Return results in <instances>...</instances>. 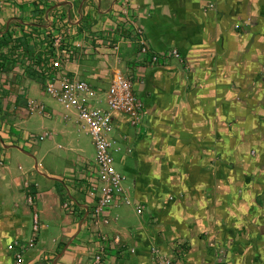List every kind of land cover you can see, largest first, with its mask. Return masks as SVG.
<instances>
[{
  "label": "crops",
  "instance_id": "1",
  "mask_svg": "<svg viewBox=\"0 0 264 264\" xmlns=\"http://www.w3.org/2000/svg\"><path fill=\"white\" fill-rule=\"evenodd\" d=\"M133 27L142 30L152 51L165 54L177 50L186 71H181L178 66L158 68L160 72L172 74L171 90L164 93L162 81L156 77V86L161 90L154 100H149L147 109L144 104L143 130L149 115L153 120L155 145L147 147L157 154L159 150L167 152L169 157L165 154L154 160L152 151L147 152L145 145L137 179L128 175L132 169L125 163L129 156L133 161L138 158L135 142L141 134L129 131L128 144L133 153L122 156L120 165L126 181L130 179L127 188L132 198L146 209L142 216H138L128 208L124 217L116 213L120 208L109 210L111 221L100 230L110 239L102 264H155L151 248H157L159 255L169 258L178 252L174 248L177 244H182L184 251L179 261L176 260L178 264H202L211 252L206 247L208 242L220 241L232 247L242 243L236 232L231 234V228L242 222V211H237L239 190L228 188V181L224 179L227 170H221V164H224L212 166L205 150H226L227 142L222 134L227 131L229 114L234 115L235 111L244 110L249 105L241 101L242 94V99L253 95L255 104L264 102V90L260 88L264 83L253 74L256 69L257 73L264 75V0H0V67L5 66L4 53L29 51L43 56L49 47L48 40L59 38L74 52L73 57L63 62L64 69L70 75L93 82L97 88H106L113 71L119 69L122 44L118 53L112 50V46L117 45L123 35L132 37ZM246 36L255 37L254 46L244 49V52L252 53L254 48V64L249 59L247 63L239 64L231 58L232 53L242 54L241 42ZM153 66H146L143 70ZM158 69L149 72L148 76L154 75ZM243 70L250 75V81H244ZM175 73L180 75V80L173 77ZM20 74L23 75V71ZM4 77L5 74L0 72V92H4L0 93V116L2 111L12 115L7 121H0V210L5 219L0 244L5 246L17 238L20 239L18 243L25 246L34 235L30 230H33L36 219L39 232L33 246L24 250V264H84L91 258L98 240L88 218L80 225L85 214L89 217L92 210L83 178L91 169L90 163L76 159L74 166L64 167L63 178L56 169L43 168L34 158L37 152H28L32 147L41 146H28L24 134L17 129V120L24 123L38 113L27 107L28 102H40L29 97L30 94L36 95L31 91L32 79H26L20 85L18 76L16 84L13 82L10 86ZM138 80L143 83L145 79L140 74ZM232 80L233 88L230 86ZM14 85L17 92H7ZM23 91L26 102L21 104L18 95ZM237 93L240 95L239 104L234 105ZM163 100L170 108L165 109L159 104ZM256 112V120H263L264 117H258ZM51 118L47 117L48 120ZM32 126L41 128L35 122ZM47 128L45 132L49 141L45 148H41L43 160L53 155L50 146L54 137H63L69 144L73 143L68 137L70 132L66 124L59 128L53 123ZM167 133L171 134L170 142L164 141ZM211 134L215 139L212 140ZM140 147L143 150L144 144ZM196 150H200L201 155L196 156ZM256 156L254 161L259 160V155ZM167 164L170 176L162 169ZM147 165L151 170L144 168ZM206 166L216 170L214 178L210 175L211 167L205 170ZM195 178H198L196 184L188 183ZM208 179L215 187L205 189ZM230 181L232 186L240 184L238 177ZM25 182L29 184L27 189L23 187ZM18 189L22 190L26 200L31 194L33 202H27L28 206H24L17 217L18 209L14 204L20 197ZM228 201L231 206H227ZM65 202L68 204L66 208ZM33 206L34 209L28 208ZM31 211L37 214L32 224L29 220L33 215ZM255 212L264 213V208L257 207ZM80 213H84L81 219ZM256 219L258 223L264 222L262 216ZM200 230L211 235L207 241L197 234ZM114 236L120 238L118 246L112 244ZM59 246L64 247L56 254ZM13 255V252L9 257L0 253V258L4 257L0 264H13Z\"/></svg>",
  "mask_w": 264,
  "mask_h": 264
},
{
  "label": "rangeland",
  "instance_id": "2",
  "mask_svg": "<svg viewBox=\"0 0 264 264\" xmlns=\"http://www.w3.org/2000/svg\"><path fill=\"white\" fill-rule=\"evenodd\" d=\"M257 36H259V34H257L256 37ZM254 39L255 37H251V36L243 37V41L241 42L242 43V54H240L241 52H239L237 55L235 53H232L231 58L239 64L247 63L246 61L248 59L251 60V62L254 64V48H253L252 53L244 52V49L254 46L253 45ZM54 40L55 38L48 40L50 42L48 45H51L52 44L51 42H53ZM34 55L37 56V54H35L34 52L32 54H24V53L15 54V53H9V52L6 54L4 53L2 54V56L5 57L6 60L8 61L4 67H0V72L5 74L6 77H4L3 79L6 80L10 86L13 82L18 80L17 78L18 76L20 77L19 78L21 82L20 85L24 84V80L32 79V81L30 82L31 91L35 92L36 95L33 96L32 94H30L29 97L31 99L37 98V100L40 101L39 103L44 105L48 112H53L54 115L58 116L57 119L55 117H52L51 120H48L46 114H45L46 116L45 118L41 114L34 113L24 123L17 120V129L21 130V133H23L24 135L26 133H29V134H33L34 136H41L48 129L47 127H51L53 123L54 125L56 124V126L59 128H64V124L67 125L68 131L70 132L68 134V137L72 139V142H73L72 144H69L67 140L64 139L63 137L61 138L54 137L53 142L50 146V147H53V150L51 151L53 155L52 157L49 156L45 158L44 160H43L44 158L43 151L41 152V150L43 149L41 148H45V145L49 141L48 138L34 145V146L40 145L41 147H32L33 149L30 147V150L31 149L32 150L28 151L31 153L37 152L36 157H34L37 159V162L43 168L46 167V168L56 169L57 173L60 174L59 176L63 178L64 177L63 176L64 167L74 166V164H76V159L78 158L81 161L86 160L89 163H94L95 149L91 141V138L86 133V130L81 128L80 124L82 123L74 124L75 117H72V121H62L63 114L73 113L72 112L73 110L64 109L59 103H57L51 97H48L47 95H45L43 92L42 79L38 77L37 78L31 77V74H28L26 72V69H28L29 67L28 62L31 61L33 57L35 58ZM135 55L136 53L132 46L122 45L120 49L119 58H118V61H119L118 68L130 74L131 81L133 83V89L135 90V94L143 98L144 100V103L142 102L143 108L145 104V107L147 109L148 105L150 104L149 100L151 99L154 100V98L157 97V94L160 93V90H161V88H157L156 86L157 85L156 77H159V79L162 81V86H163L162 90L164 91V93L166 92L168 93L171 90L170 87H171V81H172V74H170L169 72L168 73L160 72L161 69H158V68L166 69L167 67L178 66L179 69L184 72L186 71V69H185V65L182 62V58L180 57L179 59L173 58L169 60L162 67L153 66V67L146 68V70H143L142 68L139 70L138 68H134L132 66ZM228 57H229V54H228ZM253 64H252V67H253ZM155 69H158V71L157 72L155 71L154 75L151 74V76H148L149 72H152ZM21 71H23L24 77L23 75L20 74ZM257 71L258 70L254 69L253 74L255 76L256 75L258 76V79H257L258 81H262L264 83V75L261 72L257 73ZM263 72H264V69H263ZM241 73H243V77H245L244 81L251 80L250 75L247 74L248 72L243 70ZM140 74L145 79L143 83H141V80H137L138 75ZM179 76L176 73L173 75V77L178 78L180 80ZM90 83L93 85V82L90 81ZM14 84H16V82ZM230 86L232 88L234 87V80L231 81ZM260 88L264 90V87H260ZM17 90H18L17 87L14 85L8 88L7 92L9 93L11 92L12 94H15ZM0 93H4V92H0ZM25 96L26 94L24 91L18 95V101L21 104H23V102H26ZM239 97L240 95L237 93L233 101L234 105L239 104V100H238ZM242 97H244V94L241 95L240 99L241 101H243L244 104L249 103V105H248V108H245L244 110L235 111L234 115L229 114L228 119H227V124H228L227 131L226 133L222 134L223 140L227 142L226 150H218L216 148H211V150L209 151L205 150V155H208V154L210 155V158H211L210 163L212 164V166L213 165L217 166V164L219 163L224 164V166H222L221 164V170L222 169L227 170L226 172L227 175L224 179H227L228 181V188L230 190L231 189L235 190V188L239 190V196H238L239 204H237V211L238 212L242 211V216H241L242 222L239 223L237 226H233L231 228V232H232L231 234H233V232H236V234L239 236L238 240L242 239V243L240 245H234L232 247V246H229L228 243L221 244L220 241L219 242H213V241L208 242L206 244V247H209L211 249V252H209L208 259L203 258L204 260L202 264H264V222H260V223L256 222L257 221L256 217L260 218L262 216V220H264V213H261V214L256 213V212L254 213V210H256L257 207L264 208V162H261L262 160H264V118H262L263 120H256V116H255V111L257 110L258 117L259 116L264 117V102L260 101L259 103L255 104L256 101L254 102L253 95L247 98L248 100L242 99ZM9 103H12V102L9 101ZM0 104L2 103L0 102ZM159 104H163L162 106L165 109L169 106V103L165 100H163L162 103L159 102ZM228 104L230 105L231 103L228 102ZM4 114H6L7 116H4ZM10 115L12 114L2 111V114L0 116V121L9 120L8 116ZM147 118H148V122H147ZM147 118L144 121V124H146L144 127V130L141 131L140 138L135 142V147L136 146L138 147V150H137L138 158L136 159V161H133V159H131L132 157L129 156L127 157L128 161L125 163V165L127 164V166L130 169H132V171L133 170L136 171V172H132L131 170L128 171L129 172L128 175L132 174V176L134 175L135 178L136 176H138L137 171H139L140 162H142L141 158L145 153V145L146 147L147 146L150 147V145L152 146L155 145V133H153L152 131L154 129L153 120L149 119V115ZM47 120L52 123L48 122ZM33 122H35V125L41 126V128L38 129V128L33 127L32 126ZM43 126H47V127L42 128ZM130 135H132V132H130ZM164 137H165L164 139L165 142H170V139L172 138L170 133L165 134ZM211 138L213 140L215 139V136L211 134ZM142 144H144L143 150L141 149V147L139 148V146ZM149 147H147L148 148L147 152L152 151L151 153L152 159L155 160L156 156L162 157L165 154L167 155L166 157H169V154H167V152L164 153L161 150H159L158 151L159 154H157V153H154L153 151L154 149L150 150ZM195 153H196V156L201 155L200 150H196ZM172 155L174 154L172 153ZM256 155H259V160L254 161V159L257 157ZM114 157H115L114 169L116 171L122 172V166L119 163L120 156L118 157L117 155H115ZM218 158H220L219 161H217ZM168 166L169 164L163 165L162 169L165 172L167 171L168 172L167 174L169 175L168 169H170V167ZM149 167L150 166L148 165L144 166L145 169L146 168L148 169ZM210 167L211 166H206L204 168L205 170H208L210 169ZM23 171H25V168H23ZM215 172L216 170L214 169L213 171V168L211 167L210 169L211 178H214ZM33 173H36L35 170H33ZM198 173H201V170H199ZM233 177L235 178L238 177V181L240 182V184L237 187L232 186L233 184L230 180ZM154 181L152 183V186H154L155 184ZM197 181H198V178H195L194 181H189L188 183H195V182L197 183ZM208 181L209 179L205 181V189H208L209 187H215V184H213V181L211 182L210 181L208 182ZM160 183H162V181ZM125 185L126 187L130 185L129 178L125 182ZM203 188L204 187H202V189ZM38 189L41 191L42 188H40L39 186ZM18 191L21 192L20 197L18 198L19 200L17 199V201L14 204L15 205L14 207L18 209L15 213L17 217L20 215V211L23 209V207L28 206L27 200L24 198L22 194L23 193L22 190L18 189ZM227 197L230 198L229 195ZM175 200L176 198H174V201ZM229 201L227 202V206L228 205L231 206ZM19 207H21V209H19ZM37 207L38 206H36V208ZM0 208H1V204H0ZM28 208L34 209L35 207L33 206V207H28ZM126 209L128 208L126 207L120 208L116 211V213L121 215V217H124L125 212H127ZM32 214L33 215L29 217L30 224L33 223L32 219L34 215H37L35 212H32ZM4 220H5L4 214L0 210V235H2L3 229H5L3 225ZM149 221H147V224L149 223ZM152 222L153 221L151 220V225H154V223ZM38 224H39V219H38ZM33 226H34V223H33ZM30 232H33V230L32 231L30 230ZM197 234H199V236H201V238L205 239L206 241L207 239H209V236H211L209 233H208L209 235H205L202 230H200ZM11 240L12 241L7 243L5 246L4 245L2 246L0 244V253L4 254L7 257H9V255L12 254L10 246L14 245V243L20 242V239H17V238L11 239ZM213 240H216V239L214 238ZM63 247L64 246H59L58 250L56 251V254L57 252L59 253V251L63 249ZM29 248L30 247H26L25 250ZM25 252L26 251H24V255H25ZM201 255H205V254H201ZM201 257H204V256H201ZM1 258H0V263L3 262L4 260V257H1Z\"/></svg>",
  "mask_w": 264,
  "mask_h": 264
},
{
  "label": "built area",
  "instance_id": "3",
  "mask_svg": "<svg viewBox=\"0 0 264 264\" xmlns=\"http://www.w3.org/2000/svg\"><path fill=\"white\" fill-rule=\"evenodd\" d=\"M132 31V37L123 35L117 41V45L112 46V50L118 53L120 44L128 46L135 44L137 53L132 65L134 68L140 70L150 65L159 66L170 59L180 58L177 50H171L165 54L152 51L146 44L142 30L133 27ZM47 49L41 66L34 67L35 73L41 76L43 92L64 109L73 110V113L63 114L62 121H72V117H75L74 124H83L80 126L86 130L95 149L94 163H90L91 169L84 173L83 178L86 180L84 188L87 189V196L92 204L91 213H89V217L86 214L85 218H88L98 240L95 242L91 258L84 264H102V259L110 246V239L100 230L111 221L109 210L126 207L134 210L136 215L142 216L145 209L143 204L136 203L132 198L125 185L126 176L114 169L115 155L120 156L119 163L121 164L122 156L125 157L133 153L128 144L129 131H133L135 135L141 134L144 118L143 103L133 91V83L128 72L115 69L106 88H97L89 80L70 75L64 69L63 62L73 57L74 52L70 47L63 45L59 38H55ZM27 107L29 111H38L42 116L46 114L47 117H58L53 112H48L41 103L31 101L28 102ZM24 138L28 146H34L48 138V133L45 132L41 136L27 133ZM23 187L27 189L29 184L25 182ZM27 202L29 204L33 202L31 194L27 196ZM67 206L68 204L65 202L64 207ZM33 232L34 235L25 246L19 243L10 246L14 253L13 264H24V250L26 247L33 246L38 232L36 219ZM112 244L118 246L120 238L114 236ZM174 248L178 252L169 258L159 255L157 248H151L150 252L154 263L178 264L179 258L184 252L183 246L177 244Z\"/></svg>",
  "mask_w": 264,
  "mask_h": 264
},
{
  "label": "trees",
  "instance_id": "4",
  "mask_svg": "<svg viewBox=\"0 0 264 264\" xmlns=\"http://www.w3.org/2000/svg\"><path fill=\"white\" fill-rule=\"evenodd\" d=\"M51 45H49V47H50ZM133 47V46H132ZM134 48V50H135V53H137V47H133ZM46 50H48L47 48H46ZM51 52V51H50ZM14 53V52H13ZM24 54H32V53H29V51L28 52H25ZM29 56V55H28ZM136 56V55H135ZM33 57V56H32ZM43 57V58H42ZM44 57H45V54H43V56H41V55H39V54H37V56L34 58L33 57V59L31 60V61H29L28 62V65H29V67H28V69H26V72L28 73V74H31V77H35V78H40L41 76L40 75H38V74H36L35 73V70H34V67H36V66H41V64L43 63V60H44ZM135 58V57H134ZM171 60V59H170ZM3 61H4V64L6 65V63H7V61L8 60H6V58L4 57V59H3ZM133 61H134V59H133ZM30 72V73H29ZM141 101L144 103V100L143 99H141ZM120 161H121V159H120ZM135 181V180H134ZM83 214L84 213H81V215H80V219H81V217H83ZM79 219V220H80ZM86 220H87V218H86ZM85 220V221H86ZM189 248L188 247H186V250H188Z\"/></svg>",
  "mask_w": 264,
  "mask_h": 264
},
{
  "label": "water",
  "instance_id": "5",
  "mask_svg": "<svg viewBox=\"0 0 264 264\" xmlns=\"http://www.w3.org/2000/svg\"><path fill=\"white\" fill-rule=\"evenodd\" d=\"M85 216H86V214H85ZM85 216H84V218L81 220V222H80V225H81V223L84 221V219H85Z\"/></svg>",
  "mask_w": 264,
  "mask_h": 264
}]
</instances>
